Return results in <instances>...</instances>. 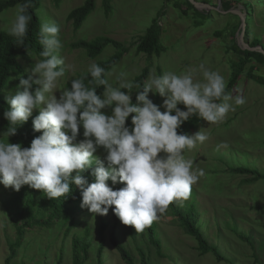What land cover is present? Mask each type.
I'll list each match as a JSON object with an SVG mask.
<instances>
[{"label": "rangeland", "instance_id": "rangeland-1", "mask_svg": "<svg viewBox=\"0 0 264 264\" xmlns=\"http://www.w3.org/2000/svg\"><path fill=\"white\" fill-rule=\"evenodd\" d=\"M84 1L59 0L55 5L54 0H40L37 12L40 27L45 23H54L60 28L58 38L62 48L58 55L64 62L59 66L64 69V76L58 78L56 87L52 90L57 98L70 78L87 72L92 63L106 61L118 52L122 54L118 63L105 75V79L114 87L119 86L117 77L120 73H125L124 79L131 82L144 67H149L148 76L150 73L162 75L167 71H174L179 75L191 67L198 68L200 64L219 72L227 83L230 63L237 60V56L226 49L232 43L230 33L233 32L236 19L230 15L233 13H223L218 0H194L205 2L214 8L218 5L219 12L194 7L198 12L209 14L204 20H199L193 8L188 9L185 15L180 12L187 7L185 0H111L107 15L104 13L102 0H96L93 11L80 28L74 31L71 21L66 17ZM174 1L178 2L180 8L174 7ZM227 1L233 6L231 10L238 11L243 16L248 13L252 19L248 41L258 36L264 44V0H243L250 2V7L244 6L241 0ZM158 12H162L157 21L163 51L159 56L151 57L143 53L137 54L135 44ZM15 13L16 8H13L0 16V30H9ZM197 20L200 21L199 26L195 24ZM238 31L239 29L234 34L236 40ZM215 33L221 35L215 36ZM96 37L116 40L127 48V52L123 53L121 49L117 50L109 44L98 56L90 59L82 49L72 50L69 47L74 41H91ZM34 57V54L29 55L27 63L20 61L29 70V76L33 75L32 69L39 61ZM257 67L252 79L242 74L229 93L232 96H242L246 101L244 104L234 105L235 110L230 111L221 121L209 123L202 119L190 131L189 135L202 130L208 137L205 142H198L193 148L184 150L185 159L192 160L194 169L203 170L204 174L191 186L189 196L194 197L193 201L190 197L176 200L178 203L193 202L198 213L200 231L210 244L218 247L229 263L218 262L211 254L200 255L194 239L183 233L166 209L153 222L155 233L161 242L163 257L158 256L148 243L145 231L137 233L134 227L122 223L118 227L120 242L130 251L135 264H141L138 249L144 253L149 264H264V208H254L264 206V181L245 183L242 180L247 176L230 172L232 168L243 167L256 169L264 174V66L257 64ZM194 79L202 81L203 76L197 72ZM17 86L18 84L15 89ZM126 94H130L133 99L136 90ZM149 98L158 106L163 104V98L159 95L149 93ZM36 111L39 113V110H34L33 113ZM102 111L111 114V108ZM161 111L164 109L161 108ZM2 136L3 133L0 132V138ZM222 143L227 146L218 149L217 146ZM95 155L104 160L103 148L98 149ZM13 190L0 184V264H5L9 255L8 242L15 239V230L1 206V201L11 195ZM100 219L99 215L82 208L80 204L79 211L74 215L77 225L71 227L67 234L70 222L62 225V221L53 223L50 228L35 227L26 231L12 264H71V240L73 237H83L85 229H88L87 240L91 245L85 264H98L96 250L100 237L97 227ZM104 221L107 226L103 234L105 241L100 256L101 263L124 264L109 241L112 219L105 216ZM236 233L249 237L253 250L239 240ZM252 254L257 256V263Z\"/></svg>", "mask_w": 264, "mask_h": 264}, {"label": "clouds", "instance_id": "clouds-1", "mask_svg": "<svg viewBox=\"0 0 264 264\" xmlns=\"http://www.w3.org/2000/svg\"><path fill=\"white\" fill-rule=\"evenodd\" d=\"M29 7L30 0L16 5L8 30L21 44L32 19ZM59 32L54 23L41 25L40 55L45 59L36 62L33 75L21 78L16 89L4 97L9 106L4 118L11 126L0 138V184L15 191L28 185L50 200L68 195L74 184L81 190L82 208L100 216L112 208L123 225L143 232L174 200L188 199L191 186L204 174L194 169L192 160L185 159L184 150L205 142L207 135L202 130L191 135L177 130L194 115L209 123L221 121L235 110L234 105L246 101L226 93L224 77L203 64L179 75L174 71L150 73L133 103L131 95L123 91L133 87L124 79L125 73H120L119 86L114 87L102 78L105 69L92 63L89 84L94 81L103 86V93L97 95V87L73 79L71 89L65 88L57 98L52 90L64 76L59 67L64 63L58 55L62 48ZM197 72L202 81L194 79ZM149 93L162 97L163 104H154ZM107 108H111L110 115L102 111ZM34 110L39 114L32 120L33 130L42 134L30 147L9 143L16 127L27 122ZM130 115L131 128L126 126ZM81 127L84 139L78 141ZM100 148L104 160L94 156ZM89 169L92 183L84 176ZM109 181L124 187L114 190Z\"/></svg>", "mask_w": 264, "mask_h": 264}, {"label": "trees", "instance_id": "trees-1", "mask_svg": "<svg viewBox=\"0 0 264 264\" xmlns=\"http://www.w3.org/2000/svg\"><path fill=\"white\" fill-rule=\"evenodd\" d=\"M59 0H54L55 4ZM110 1L111 0H102V7L104 13L107 15L110 11ZM240 1V0H236ZM243 1V0H241ZM25 0H0V16H3L8 10L16 8V5L23 3ZM96 0H85L83 4L77 8L72 9L68 16L66 17L68 21H71L73 30L76 31L80 28L83 21L86 17L93 11ZM220 3L221 9L225 12H228L233 7L227 0H218ZM187 7L181 9V13L184 15L188 9L193 8L195 13L200 18L199 20L207 19L209 16L208 13L198 12L194 6L188 1L185 0ZM206 4L205 2H202ZM244 6L250 7L251 3L247 1L242 2ZM174 7L180 8L178 2L174 1ZM40 7V0H30V7L28 8V14L31 15L32 19L29 22L28 33L23 39V43H20V40L16 37L9 35L8 30H0V132L5 133L7 129L11 126L10 122L4 118V112L9 110V106L5 102V95L15 90V86L18 84L21 78L27 79L29 70L24 68L20 61L23 60L27 63L29 55H35V57L41 61L45 59L40 55V52L43 49V45L40 43V17L37 12ZM162 12H158L156 16L152 19L150 25L145 30L144 34L138 39L135 44V51L137 54L143 53L147 57L159 56L163 51V47L160 44V26L157 21L158 17ZM232 15L236 19V23L233 26V32H231L232 43L227 46V50L232 51L236 56L237 60L230 63V75L227 80L226 93H231L235 88L238 79L245 74L249 79L254 77V73L258 70L257 64L264 66V55L259 51H249L242 50L237 45V40L234 37V34L237 29H239L241 21L238 16ZM245 34L244 41L248 44L249 47H261L264 51V44L261 42L260 37L254 36L251 41H248V36L250 34V26L252 19L249 17L248 13H245ZM196 21V26L200 25V21ZM221 33H215V36H220ZM112 45L115 49H121L123 53L127 52V48L122 46L116 40L110 39L108 37H96L91 41L78 40L69 44V47L74 49H82L85 52L87 58H95L98 56L102 50L107 45ZM122 54L118 52L115 55H112L108 60L98 63L97 65L105 69V73L102 78H105L107 72L116 65ZM34 57V58H35ZM27 65V64H26ZM28 67V65H27ZM59 69V68H58ZM149 72V67H144L138 75H136L131 83L133 87L130 89L123 90L126 93L136 90V94L139 91H142V85L145 82ZM73 79H83L86 86L88 87H97V95H101L104 91L103 86L98 85L93 81L92 84H89L91 80L90 73L84 72L82 74L75 75L70 78L65 83V88L71 89V81ZM260 82H262L260 80ZM36 88V85L33 86V90ZM136 97V96H135ZM135 97L132 99L133 103H136ZM181 110H186L184 105H178ZM39 113L36 111L28 119L27 122L18 125L16 127V134L9 137V143L19 144L22 147H30L31 141L41 135L40 132H35L33 130L32 120ZM174 114V113H173ZM134 115V114H133ZM201 118L198 116H192L188 121H185L181 127L177 130L178 134L180 132L189 134L191 130H194L199 123ZM131 124V115L126 121V126ZM4 140H7V137H3ZM83 139V128L79 129L78 141ZM94 156H96L94 154ZM97 157V156H96ZM95 167V165H93ZM230 172L236 175L247 176L246 179L242 181L245 183H256L259 180L264 181V174L260 173L256 169L236 167L230 169ZM91 169L87 170L84 173L85 178L89 183L94 182V177L91 176ZM109 186L114 187V190L124 187L123 184L117 183L115 186L111 184V181L108 182ZM191 198V196H189ZM192 201L194 199L191 198ZM189 203H178L174 200L169 206V214L177 221L178 226L182 229L185 235H188L194 239L196 242V249L200 255L211 254L218 262L226 261L217 246L212 245L204 237L202 232L198 227V213L196 211V206L193 202ZM82 202L81 190L73 185H70V193L68 195L62 196L58 199L50 200L46 195L36 189H32L28 185L21 187L19 191H12V194L4 198L1 201V206L4 208L8 219L15 230V239L13 242H8L9 255L5 259V264H12L13 259L17 255L18 248L22 246L24 235L26 231L38 228H50L53 223H59L62 221V225L70 222L66 230V234L69 232L71 227L77 225L74 222V215L79 211V206ZM114 207V206H113ZM256 210L264 208V206L254 207ZM112 219V228L109 235V241L118 252L120 259L124 264H135L134 258L131 255L130 251L120 242V239L117 235V229L121 224V221L117 216L114 215L112 208H109L108 214ZM100 224L97 227L98 235L100 237V243L96 250L97 262L101 263V251L103 249V244L105 241L104 230L106 228V222L104 221L105 216H100ZM131 227V226H129ZM146 232L148 243L155 249V252L158 256L163 257L161 242L158 239L154 224L146 227L144 229ZM88 229H85L83 237H73L71 240V264H85L89 258L90 243L87 240ZM236 236L239 240L245 242L251 250H253V243L249 237L244 236L241 233H236ZM139 255L141 257V264H149L147 259L144 256V253L138 249ZM253 260L255 263L258 262L257 256L252 254ZM61 260V258H60Z\"/></svg>", "mask_w": 264, "mask_h": 264}, {"label": "water", "instance_id": "water-1", "mask_svg": "<svg viewBox=\"0 0 264 264\" xmlns=\"http://www.w3.org/2000/svg\"><path fill=\"white\" fill-rule=\"evenodd\" d=\"M189 1L198 10L199 9H213V10L219 12L218 5L214 8V7H211V6L207 5V4L196 2L194 0H189ZM228 12L236 14L239 17L240 21H241V24H240V27H239V31L237 33V45L242 50L259 51L260 53H262L264 55V51L262 50L261 47H259V46H257V47H249L248 44L244 41L245 17L240 12L235 11V10H230ZM223 13H225V11Z\"/></svg>", "mask_w": 264, "mask_h": 264}]
</instances>
